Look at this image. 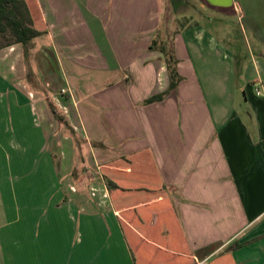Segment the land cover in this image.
Returning a JSON list of instances; mask_svg holds the SVG:
<instances>
[{"label":"crops","instance_id":"crops-1","mask_svg":"<svg viewBox=\"0 0 264 264\" xmlns=\"http://www.w3.org/2000/svg\"><path fill=\"white\" fill-rule=\"evenodd\" d=\"M199 1L249 66L164 0H28L46 32L0 48V264H264V0Z\"/></svg>","mask_w":264,"mask_h":264},{"label":"trees","instance_id":"trees-1","mask_svg":"<svg viewBox=\"0 0 264 264\" xmlns=\"http://www.w3.org/2000/svg\"><path fill=\"white\" fill-rule=\"evenodd\" d=\"M10 32L13 39L6 43V45H11L15 43H20L25 49V55L28 57L29 50L32 45L33 40L44 34L46 28H43L35 14L32 12L28 0H0V35ZM5 45V46H6ZM30 45V46H29ZM158 47L166 56L167 66L170 73V89L175 90L178 88L182 76L178 69V59L176 57L173 47L166 42H159V40L154 39L151 45V48L154 49ZM2 48V46H0ZM168 94V92L155 94L145 100L146 104L161 101ZM48 103L52 113L55 117L61 121L66 122L65 117L60 112L57 105L52 99H48ZM127 162L130 161V158H124ZM102 174L105 181L109 186L121 193L119 195H125L124 193H136V192H153L152 189L146 186L142 187H127L121 184L113 176L109 175L106 169L101 168ZM121 179V177H119ZM113 201L116 202L115 195H112ZM239 244L232 245L237 247Z\"/></svg>","mask_w":264,"mask_h":264},{"label":"rangeland","instance_id":"rangeland-1","mask_svg":"<svg viewBox=\"0 0 264 264\" xmlns=\"http://www.w3.org/2000/svg\"><path fill=\"white\" fill-rule=\"evenodd\" d=\"M164 2H166L165 4H167L166 20L171 19L172 16L174 17V19H176L175 16H177L181 20L180 26L206 28L208 30H211L212 32L214 31V34L220 37H222L226 32L228 45L231 46L230 51L233 52L237 59L241 57L240 60L242 62V65L249 66L251 64L252 52L250 41L248 38L246 39L243 32L241 31V22L238 20V17H227L216 12L215 10L205 8L199 0H164ZM173 23L175 24V21H173ZM12 39L13 37L9 31L5 34L0 35V46H2V49H4L3 47L6 45V43L11 41ZM23 57L24 59L21 56L19 57V59H22V61L26 62V59H28V57L25 55V49ZM17 62L18 60H16V63ZM55 126H53V132L59 130H55ZM63 127L66 128L65 131H68H66V133L69 135L68 143L76 141L78 139L76 135H73V128H71L67 124L66 127L65 125Z\"/></svg>","mask_w":264,"mask_h":264},{"label":"built area","instance_id":"built-area-1","mask_svg":"<svg viewBox=\"0 0 264 264\" xmlns=\"http://www.w3.org/2000/svg\"><path fill=\"white\" fill-rule=\"evenodd\" d=\"M63 92H66V90L64 89ZM258 93H260V90H258ZM93 194L96 195L97 192L94 191Z\"/></svg>","mask_w":264,"mask_h":264}]
</instances>
